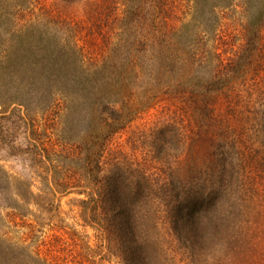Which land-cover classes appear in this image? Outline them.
Here are the masks:
<instances>
[{
	"label": "rangeland",
	"instance_id": "374dc122",
	"mask_svg": "<svg viewBox=\"0 0 264 264\" xmlns=\"http://www.w3.org/2000/svg\"><path fill=\"white\" fill-rule=\"evenodd\" d=\"M100 3L0 0V20L8 15L19 29L27 30L29 23L35 30L49 29L60 46L70 50L77 45L87 60L101 65L120 37L114 35L117 29L90 19L92 5ZM176 3L179 14L195 16L202 35L210 38L206 51H200L204 57L200 72H211L219 52L230 79L219 89L207 83L196 85L194 93L188 86L163 91L149 106L145 104L151 94L129 97L125 113L130 120L110 141L98 177L105 187L106 177H128L132 188L139 187L150 203L156 202L158 211L152 218L159 243L156 264H264V26L250 35V19L240 7L223 10L214 45V33L206 28L208 16L189 12L185 0ZM79 113V108L72 109L61 120L52 115L55 123L49 124L47 138L41 135L35 141L46 139L57 149L74 145L84 130ZM28 127L21 135L14 130L0 134V169L12 179L25 173L21 158L27 156H12L6 145L24 144L25 137L34 141ZM85 166L87 190L95 193L94 174L88 162ZM39 189L43 188L36 184L32 193L24 190L30 205L22 209V216L0 207V231L5 229L8 237L39 259H53L52 264H125L119 250L109 249L106 232L81 225V201L88 198L77 194L82 187L54 195L51 201L60 204L61 214L42 227L45 213L40 209L46 207V195ZM139 205L149 206L145 201ZM200 208L206 214L200 223L207 226L203 237L191 229ZM7 234L0 232L2 237ZM113 247L117 249L114 243Z\"/></svg>",
	"mask_w": 264,
	"mask_h": 264
},
{
	"label": "trees",
	"instance_id": "16d2710c",
	"mask_svg": "<svg viewBox=\"0 0 264 264\" xmlns=\"http://www.w3.org/2000/svg\"><path fill=\"white\" fill-rule=\"evenodd\" d=\"M185 1L189 12L208 16L206 28L214 33V45L223 10L240 7L250 19V35H257L264 26V0ZM179 9L176 0H102L93 4L90 19L102 21L111 31L117 29L114 35L120 37L118 48L101 65L87 60L84 49L77 45L70 50L60 46L49 29L35 30L34 23L28 24L32 28L19 29L18 22L8 15L0 20V67L4 68L0 70V134L14 130L21 135L29 125L34 139L27 141L25 137L24 144L6 145L12 156L27 157L21 158L25 173L16 179L0 169V207L20 211L22 216V209L30 205L24 190L32 193L38 184L46 195V207L40 209L45 213L42 227L46 220L54 221L61 214L60 204L54 205L51 198L70 193L71 187H82L77 194L88 198L81 201V225L106 232L109 249L119 250L125 264H156L159 243L154 238L156 223L152 222L158 211L156 202L151 200V204L149 195L139 187L132 188L126 182L128 177H106L105 187L98 173L110 141L130 120L125 113L129 97L151 94L145 104L149 106L163 91L188 86L194 93L196 85L207 83L219 89L230 79L222 54L216 50L217 64L209 74L200 72L204 63L200 51L207 49L210 38L202 35L195 16L180 15ZM78 108L84 130L74 145L57 149L46 139L35 141L41 135L47 138L49 124L55 123L49 117L59 116L61 120ZM86 162L95 177V193L87 190ZM142 201L148 208L139 205ZM52 211L55 213L50 218ZM205 215L200 208L191 225L198 231L194 234L197 237L207 232V226L200 224ZM0 232L7 234L5 229ZM40 259L44 264L54 262ZM40 259L8 234L0 235V264H42Z\"/></svg>",
	"mask_w": 264,
	"mask_h": 264
}]
</instances>
